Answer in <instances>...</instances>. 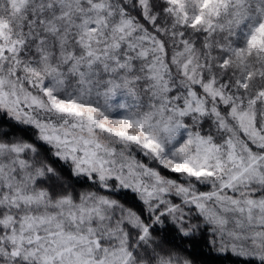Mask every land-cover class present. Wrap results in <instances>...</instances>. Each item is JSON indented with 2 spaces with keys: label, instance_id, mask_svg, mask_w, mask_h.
I'll return each instance as SVG.
<instances>
[{
  "label": "snow or ice",
  "instance_id": "1",
  "mask_svg": "<svg viewBox=\"0 0 264 264\" xmlns=\"http://www.w3.org/2000/svg\"><path fill=\"white\" fill-rule=\"evenodd\" d=\"M0 264H264V0H0Z\"/></svg>",
  "mask_w": 264,
  "mask_h": 264
}]
</instances>
